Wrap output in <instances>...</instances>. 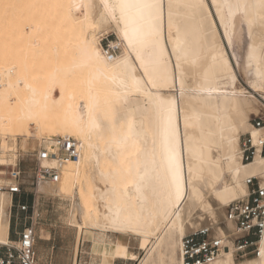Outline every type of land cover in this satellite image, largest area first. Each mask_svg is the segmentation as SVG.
<instances>
[{
    "label": "bare ground",
    "instance_id": "1",
    "mask_svg": "<svg viewBox=\"0 0 264 264\" xmlns=\"http://www.w3.org/2000/svg\"><path fill=\"white\" fill-rule=\"evenodd\" d=\"M19 1L9 12L0 8L6 34L0 36V63L7 61L0 70V152L10 135L25 147L35 140L36 150H50L61 136L79 140L74 159H40L60 179L38 182L37 189L69 194L79 228L118 234L111 244L94 243L106 259L128 256L133 238L146 250L143 264L162 244L179 247L187 224L196 228L204 218L216 234L230 231L229 221L218 226L222 207L246 193L247 177L264 185V154L242 162L239 150L241 133L254 143L264 134L249 121L258 106L252 92L264 99L262 0H154L159 7L150 20L130 23V34L137 29L131 46L124 22L105 13L104 0ZM70 4L86 7L70 11ZM24 17L30 23H22ZM237 17L254 38L246 53L252 92L237 86L223 45ZM109 31L123 47L115 57L98 42ZM23 44L27 51L17 52ZM129 113L136 121L132 155L122 142ZM5 166L0 156V177L7 176ZM10 203L11 195L0 191V242L8 238ZM211 264H264V232L258 256L236 263L230 249Z\"/></svg>",
    "mask_w": 264,
    "mask_h": 264
},
{
    "label": "rangeland",
    "instance_id": "2",
    "mask_svg": "<svg viewBox=\"0 0 264 264\" xmlns=\"http://www.w3.org/2000/svg\"><path fill=\"white\" fill-rule=\"evenodd\" d=\"M1 2H4L5 5L3 3L0 4V8L5 7L9 12L10 5L12 6L15 4V6L17 5V7L19 8V4L21 1L1 0ZM34 6L31 8H34ZM26 7L27 6H23V9H25ZM34 10L29 8V11L34 12ZM23 11L26 12V10ZM213 15L215 16L214 11ZM48 19L52 21L51 18L48 17ZM23 20L24 19L22 18V23L26 22L27 19L25 18V21ZM29 20L30 19H28L26 23H30ZM49 20H47V22H49ZM18 23L20 22L17 21V23H14V25H17ZM26 23H24V26L28 25ZM48 26L50 25L48 24ZM219 30L221 31L220 26ZM2 31H4V29H1L0 34ZM4 35L6 34L3 33V35L0 36ZM253 39L254 38L249 32L247 25L237 17L233 26V33L230 37V43L228 44L224 42L225 39L223 40V45L229 54L230 60L237 75V86L239 88H245L246 91L250 92H252L249 87L252 75V67L246 63V53L248 51L249 44L253 41ZM261 40H263L262 42L264 44V39ZM110 41L118 42L120 45V51H122L123 47L113 31L101 34L98 39L101 47H103L107 42ZM19 51L20 53L26 52L27 46H24V44L23 46L21 45L17 52ZM6 66L7 61L4 60L0 63V70L4 69ZM30 66L34 67V64L31 63L29 64V67ZM252 93L258 98L257 103H255L256 100H254V103L256 104V106H258L256 110L257 112L250 114V122L254 117L264 115V99L260 98L257 93ZM31 130L32 128H30V131ZM245 134L247 133H241L240 139L243 138ZM34 141L35 140L30 139L28 145L25 147L21 143L22 141L19 137L13 135L7 137L6 146L1 150L3 152H0L1 158L6 160L4 171L5 173H7V176L0 177V185L5 187L12 183H18L22 188L20 194L11 196V203L7 206L9 230L14 227L16 229H19L24 224H32L34 226L37 235L35 244V249L38 256L37 264H138L139 258H142L144 256L146 250L144 247H141L137 243L136 239L132 238L131 240L134 241H130V245L128 247V256L112 260L106 259L102 253L98 252L94 248V243L96 241L104 240L107 243L111 244L113 241H115L118 234L111 232L105 233L91 225H87L84 228H79L76 222V218L74 217V210H72L74 208L72 206L69 194L60 195L56 192L51 191L50 187L49 189L48 187L47 189L45 188L44 191L37 189L33 172L37 165V150L39 149L36 150L35 148H33L34 146H32L31 148V145ZM13 172L15 174L13 176H10V174ZM0 191L7 193L6 190ZM19 201L30 203L31 205H33V209L26 213L18 211L16 204ZM225 207L226 205L222 207L223 214H225ZM218 217V226L225 228L224 215ZM197 223L198 228L201 226H211L214 232H216V226L212 225L207 218L198 220ZM187 226V233L194 229H197V227H190L188 224ZM51 247L52 251L50 252ZM171 255H174L173 262H170ZM254 257L255 256H249L245 258L233 259L234 262L238 263L244 259H252ZM178 261V247H172L167 244H162L150 254V256L143 264H179Z\"/></svg>",
    "mask_w": 264,
    "mask_h": 264
},
{
    "label": "built area",
    "instance_id": "3",
    "mask_svg": "<svg viewBox=\"0 0 264 264\" xmlns=\"http://www.w3.org/2000/svg\"><path fill=\"white\" fill-rule=\"evenodd\" d=\"M105 55L115 57L120 52L116 41L107 42L102 47ZM255 127L264 128V115L251 120ZM240 160L248 162L259 151L264 153V134L254 143L250 134L239 139ZM80 153L79 140L72 136H61L49 150L39 149L37 165L34 169V180L38 182L57 183L60 175L56 168L40 166L39 161L53 156L59 161L76 158ZM246 193L225 207V221L233 228L225 233L216 234L211 226H201L185 234L179 242L178 255L180 264H211L222 254L231 249L233 258H245L259 255L260 240L264 232V185L257 177L245 179ZM11 196L20 194L22 188L18 183L8 186L0 185ZM18 211L26 213L33 205L18 202ZM16 238L10 237L0 242V264H37L38 256L35 249L37 235L32 224L23 225L15 232Z\"/></svg>",
    "mask_w": 264,
    "mask_h": 264
},
{
    "label": "snow or ice",
    "instance_id": "4",
    "mask_svg": "<svg viewBox=\"0 0 264 264\" xmlns=\"http://www.w3.org/2000/svg\"><path fill=\"white\" fill-rule=\"evenodd\" d=\"M262 4H264V0H262ZM11 7H15V5H12ZM23 7V6H21ZM69 10L71 11L72 8L76 9H82L86 7L85 5H73L70 4ZM103 7L105 9V13L107 15H110L112 20H116L117 22L123 21L124 22V36L129 41V45H133V42L135 40L137 29L132 28L131 34L129 30L130 23H136L137 20L143 21L145 19H151L152 18V12L153 10L157 9L159 5L154 2H148V0H116L115 3H109L108 0H104ZM119 10V16H117L116 12ZM132 10H137L139 15L137 17H132L129 15ZM147 13V16L145 15ZM87 18V17H85ZM139 58V57H138ZM252 58V54L250 51L249 59ZM122 63L127 64L128 60L125 58ZM136 84H139V81H134ZM150 83H152L150 81ZM152 87H156L155 83H152ZM163 102V101H161ZM89 119L93 120L92 113L89 111ZM169 123H170V116H169ZM127 132L124 134L122 138V142L127 144L129 146V155H132L137 150V144L135 141V132L134 128L136 126L135 117L133 114L129 113L127 120ZM96 127H99L98 124L95 125ZM177 178L179 177V165L177 164Z\"/></svg>",
    "mask_w": 264,
    "mask_h": 264
},
{
    "label": "crops",
    "instance_id": "5",
    "mask_svg": "<svg viewBox=\"0 0 264 264\" xmlns=\"http://www.w3.org/2000/svg\"><path fill=\"white\" fill-rule=\"evenodd\" d=\"M29 205H31L30 203H28ZM18 229H16L15 227L14 228H11L10 230H9V235L12 237V238H16V235H15V232L17 231ZM47 237H49V236H47ZM46 239H49V238H46ZM47 250H48V248H47ZM52 251V247H51V249H50V252Z\"/></svg>",
    "mask_w": 264,
    "mask_h": 264
},
{
    "label": "trees",
    "instance_id": "6",
    "mask_svg": "<svg viewBox=\"0 0 264 264\" xmlns=\"http://www.w3.org/2000/svg\"><path fill=\"white\" fill-rule=\"evenodd\" d=\"M264 154V153H263Z\"/></svg>",
    "mask_w": 264,
    "mask_h": 264
}]
</instances>
